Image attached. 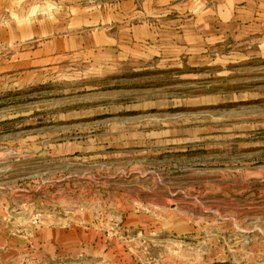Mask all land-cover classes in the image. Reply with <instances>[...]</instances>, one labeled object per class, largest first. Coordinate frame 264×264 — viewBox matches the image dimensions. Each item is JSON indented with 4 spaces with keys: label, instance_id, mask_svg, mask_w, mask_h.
Here are the masks:
<instances>
[{
    "label": "rangeland",
    "instance_id": "374dc122",
    "mask_svg": "<svg viewBox=\"0 0 264 264\" xmlns=\"http://www.w3.org/2000/svg\"><path fill=\"white\" fill-rule=\"evenodd\" d=\"M0 264H264V0H0Z\"/></svg>",
    "mask_w": 264,
    "mask_h": 264
}]
</instances>
